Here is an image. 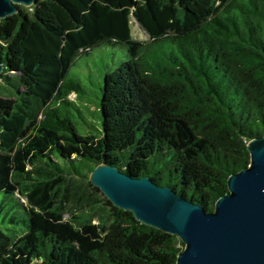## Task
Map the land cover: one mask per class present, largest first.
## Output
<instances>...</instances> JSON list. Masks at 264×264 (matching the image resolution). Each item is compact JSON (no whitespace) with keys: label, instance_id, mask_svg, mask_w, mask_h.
Segmentation results:
<instances>
[{"label":"trees","instance_id":"obj_1","mask_svg":"<svg viewBox=\"0 0 264 264\" xmlns=\"http://www.w3.org/2000/svg\"><path fill=\"white\" fill-rule=\"evenodd\" d=\"M102 44L130 58L104 75L98 133H81L88 90L69 73ZM0 59V211L28 215L20 234L0 227V264H176L182 240L90 172L107 162L213 211L264 134V0H38L0 19Z\"/></svg>","mask_w":264,"mask_h":264},{"label":"water","instance_id":"obj_2","mask_svg":"<svg viewBox=\"0 0 264 264\" xmlns=\"http://www.w3.org/2000/svg\"><path fill=\"white\" fill-rule=\"evenodd\" d=\"M38 0H0V19ZM5 70L0 59V80ZM248 166L227 178L228 191L213 211L159 185L149 176L133 177L99 163L89 181L116 207L140 222L178 236L184 243L176 264H264V134L247 143Z\"/></svg>","mask_w":264,"mask_h":264},{"label":"rangeland","instance_id":"obj_3","mask_svg":"<svg viewBox=\"0 0 264 264\" xmlns=\"http://www.w3.org/2000/svg\"><path fill=\"white\" fill-rule=\"evenodd\" d=\"M132 32L133 36L139 40H149V36L134 18ZM129 58L125 47L110 44L99 45L92 51L82 54L77 58L75 65L70 69L69 75L80 79L84 88L88 90L84 92L85 101L82 103L85 118L79 116L78 113L73 117V120L81 133H98L101 126V120L99 117L100 94L98 93L101 91L104 75L107 72L114 71L121 62L126 61ZM2 82L3 81L0 80V90L5 88V84ZM7 88H11V86L7 85ZM71 97L74 98V95ZM86 106L90 108V111L85 110ZM69 164L66 165V169H73L72 164ZM75 168L83 173L88 171L81 161L75 162ZM22 200L25 201V199ZM2 202L3 195L0 194V208ZM7 208L8 205H5V208L0 211V227L5 229L12 236H15L17 231L19 234L22 233L27 228L26 222L23 220L26 219V221H28V215L25 214V208L20 206L9 211ZM16 210L18 211L16 212ZM12 216L17 218L16 223L10 220V217ZM9 227L11 230H8Z\"/></svg>","mask_w":264,"mask_h":264}]
</instances>
